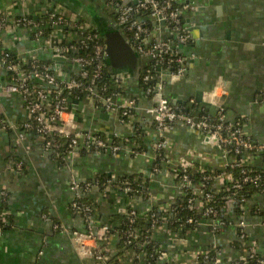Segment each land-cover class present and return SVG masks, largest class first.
Returning <instances> with one entry per match:
<instances>
[{
  "label": "crops",
  "instance_id": "crops-1",
  "mask_svg": "<svg viewBox=\"0 0 264 264\" xmlns=\"http://www.w3.org/2000/svg\"><path fill=\"white\" fill-rule=\"evenodd\" d=\"M112 1L0 0V13L11 19L20 15L38 19L47 10H61L97 33L102 41L100 30L117 24ZM182 1L193 7L183 11L179 19L191 37L179 48L186 71L182 76L164 72L162 95L194 116L205 113L214 117L221 103L229 120L241 119L245 135L253 142L264 143V0ZM121 2L125 4L126 0ZM146 20L156 30L147 41L166 37L153 20ZM45 31L35 38L29 29L10 25L0 32V47L19 58L50 61L59 77L77 76L80 68L69 58L64 57L65 61L55 68V54L49 42L59 32ZM65 31L74 32L70 27ZM150 63L148 58L137 55L135 73L123 70L117 74L118 81L111 74L108 84L115 91L114 100L134 101L128 116H122L119 110L95 107L87 98L78 100L80 105L72 104V109L62 116L66 130L98 133L117 142L120 150L116 154L80 150L79 155H65L58 160L51 151L43 149L39 135L23 129L27 118L23 98L17 92L5 90L9 73L0 59V204L9 218L0 234V264H96L90 257L79 255L72 241L71 231L83 230L85 223L80 213L70 209L74 197L71 178L94 184L88 197L95 217L110 223L111 217L122 214L128 205L140 214L157 207L169 209L181 193L175 170L190 166L216 171L231 160L223 147L182 123L163 132L168 145L159 156L153 143L160 139V132L146 111L157 99L146 94V87L139 85L138 78L140 70L144 71ZM218 80L226 85L225 91L216 103L208 102L203 98L205 91ZM200 92L198 100L196 94ZM242 160L245 165L264 169V160L255 153L245 154ZM123 175L139 178L148 194L132 198L119 188L98 186V177L115 180ZM227 183L222 176L213 179L211 187L217 191ZM238 203L243 208L239 212L235 211ZM222 212L229 224L215 232L210 230L209 220L202 219L184 237L156 233L154 240L166 256L157 258L155 264H199L197 255L205 251L218 254L219 263L242 260L238 264H248L243 260L250 242L256 243L257 251L264 257V189L243 201L224 205ZM240 221L244 224L245 239L238 235ZM54 223L60 229H55ZM101 242L110 249L116 264L148 263L143 254L136 255L131 248L123 246L120 250L116 233Z\"/></svg>",
  "mask_w": 264,
  "mask_h": 264
},
{
  "label": "built area",
  "instance_id": "built-area-1",
  "mask_svg": "<svg viewBox=\"0 0 264 264\" xmlns=\"http://www.w3.org/2000/svg\"><path fill=\"white\" fill-rule=\"evenodd\" d=\"M117 6L116 23L120 26L123 34L129 38V42L137 55L146 57L151 62L150 66L143 71L142 81L147 84L146 94L157 99L146 111L153 117L157 131L160 132L158 134L160 139L153 143V148L158 151L159 156L168 145V140L163 132L176 123H182L200 131L208 140L223 147L226 152V145L232 143L234 154H241L240 161L233 154L231 160L225 164L219 173L208 174L204 178L213 180L223 176L235 190L239 188L240 182L250 181L254 177L258 178V174L252 175L250 173L252 171L248 169H242L240 176L234 178L226 169L228 164L231 166L243 164L242 158L245 154L255 153L264 160V143L257 144L245 135L241 119L229 120L221 103L217 105L214 117L205 113L194 116L171 104L162 95V74L166 72L182 76L186 71L179 48L187 44L191 37L189 31L180 25L179 19L183 11L193 7L182 0H126L125 4L120 0ZM141 11H147L149 20L154 21V26L160 31L170 33L175 40L169 37H159L147 41L148 36L156 30L150 28V23L146 19L137 15L133 16V14ZM10 25L29 29L35 38H39L45 29L58 31L59 35L54 34L52 36L54 39L49 42L50 48L55 55L69 58L80 68L77 76L59 77L53 71L52 63H46L36 58H19L15 54L10 55L8 52L0 57L5 70L9 72V84L6 85L5 90L17 92L23 98L27 113V118L22 124L23 129L34 131L35 134L39 135L42 139V147L47 151L54 152L55 147L50 136L57 134L64 139V142L60 143L59 146H64L66 156H71L80 150L116 154L121 148L117 142L98 133H86L78 130L70 132L63 127L62 123V114L67 113L73 106L69 99L87 98L93 106L101 107L107 111L119 110L121 115L125 117L129 115L130 108L134 105L133 100L116 102L114 100L115 91L106 82H99L106 68L103 43L99 35L88 29L85 24L78 22L77 19L73 20L63 11L57 9L45 11L43 16L38 19L27 15H20L11 19L6 13H0V32ZM66 27L72 28L74 32L65 33ZM173 64H175L174 68L172 67ZM156 72L159 74L157 75ZM114 80H118V75L114 76ZM135 151L138 150L132 149V152ZM187 167L193 173H204L207 170ZM187 167L184 166L183 173L179 174L180 192L184 196H188L186 198L187 208L201 209L203 214L208 216L210 230L215 232L223 226V222L220 218L210 217V215H215L216 211L212 206L206 204L203 207L202 201V196L208 199L212 198L213 195L205 191L203 182L198 183L197 186L191 183L188 174L185 173ZM157 169L155 168V170ZM175 171V177H177L178 169ZM139 185L141 187V183ZM93 186L94 184L89 181L80 182L74 178L70 179V187L74 193L70 209L74 213H80L85 223L83 230L71 231L72 241L74 243V237L79 234H89L95 242L90 254L84 255V257H90L96 264H116L117 260L111 257L110 249L104 242H101L113 233L118 234L122 238L123 246L134 250L136 255L143 253V248L154 240L156 233L173 236L174 233L167 227V218L161 216L157 210L154 212L151 209L140 214L131 205H128L122 209V214L125 215L127 222L126 228L122 231L115 228L118 224L114 225L97 220L94 205L88 197ZM106 186L119 188L129 193L132 198L142 193L141 188L135 189L127 181L108 180ZM243 199V197H238L234 191L227 198L225 205L238 200L243 201ZM137 218H145L148 225L141 224L140 229L134 228L133 224ZM185 221L187 223L195 222L192 218H187ZM243 225L242 221L237 224L240 239L246 237ZM6 226L7 221L2 214L0 215V234ZM54 228L60 229V225L54 223ZM150 230L152 233H149ZM136 249H138L137 253L135 252ZM155 254L160 259L166 256L160 245L155 247ZM217 255L210 257L209 251H205L197 255V258H199V264H218ZM247 256L255 258L258 264H264V257L258 255L257 245L254 242L247 245ZM230 264H237V261Z\"/></svg>",
  "mask_w": 264,
  "mask_h": 264
},
{
  "label": "trees",
  "instance_id": "trees-1",
  "mask_svg": "<svg viewBox=\"0 0 264 264\" xmlns=\"http://www.w3.org/2000/svg\"><path fill=\"white\" fill-rule=\"evenodd\" d=\"M115 9L117 10V4L120 3V0H114V2H111ZM117 15V14H116ZM139 16L142 18H146V19H150V17H148V12L147 11H141L140 13H136L133 14V16ZM116 20V19H115ZM105 30H109V28H104ZM47 30V34H48ZM46 32V31H45ZM164 36L171 38L172 40H175L174 36L171 35L170 33H166L164 34ZM185 46V45H182ZM8 52L10 55H12L10 53V51H8L7 49H3L0 47V57L3 56L4 53ZM43 62L46 63H50V61L48 60H43ZM172 67H175V64L172 65ZM9 73V72H8ZM143 74V69L140 70L138 78H139V85H141L142 87H146L147 84L144 83L141 80ZM8 75V74H7ZM110 79L112 80V76L111 73L105 68L104 70V74L103 76L99 79V82H106L108 84V82L110 81ZM114 79V77H113ZM116 81V80H115ZM118 81V80H117ZM179 106V105H177ZM182 110H186L185 107L183 106H179ZM50 140L52 142V144L54 145V152L53 155L56 159L60 160L62 158H64L65 153H64V146L60 145V143L64 142L62 138H60L57 134H52L50 136ZM256 143V142H255ZM258 144V143H257ZM226 149L227 152L230 156H233L234 152L232 151L233 149V145L232 143H228L226 145ZM235 158L240 161L241 159V154H234ZM226 169L228 170L229 173L232 174V176L234 178H238L240 176V172L242 169L246 170H250L252 172H250L252 175L254 174H258L259 177L256 178H252V180L247 181V182H240L239 183V188L238 189H233V187L231 186V183H227L226 187L224 188H220L217 191L215 189H213L212 186V180L209 178H204L208 176V174H217L220 172V170H216V171H210V170H206L204 173L202 172H191V170H188V167L185 169V173L188 174V177L191 181V183L195 186L198 185V183L203 182L205 184V191L210 192L213 197L212 198H208L206 199L205 197L202 196V201H203V207H205V204L207 206H212L213 209L216 211L215 215H210V217H217L222 219L223 221V226H227L229 223L226 221V219L223 217V212H222V208L226 203L227 198L232 194V192L236 191V195L238 197H243L246 198L249 195H251L252 193L255 192H261L262 189H264V169L261 167H255V166H248L245 164H240V165H233L231 166L230 164H228L226 166ZM184 168H179L178 169V173H177V182L180 183V175L181 173H183ZM108 180H113L110 179L107 176H102V177H98L97 178V183L98 186L100 188H103L104 185L106 186V183ZM116 181L119 182H123V181H127L129 183V185L135 189H139L141 188V191L144 195L148 194V191L145 188L140 187V181L139 178H137L134 175H123L120 178L115 179ZM139 186V187H138ZM190 190L188 189V192ZM188 196H184L183 193H180L179 196H177L174 199V202L171 203V206L169 209H162L159 211L158 207L157 208H153L152 211L156 212V210L159 212V214L161 216H165L167 218V227L169 228V230H171V232L175 233L178 237H184L185 233L190 230L193 229L200 221H202V219H208L207 215H204L203 212L201 211V209H188L187 208V202H186V198ZM81 201H83L81 199ZM3 208V205L0 204V215L3 214V216L5 217V220L7 221V225L9 224V218H8V214L5 212V209ZM242 208V203H238L237 206L235 207V211L239 212L241 211ZM187 218H192L195 220L194 223H187L185 220ZM117 221L118 225L115 227L116 229H118L119 231H122L124 228H126L127 226V222H126V218L124 214H117L111 217L110 223H113ZM141 224H147L145 221V218H137L135 220V223L133 224L134 228L140 229ZM152 233V231L150 230L149 233ZM238 233H239V229H238ZM119 236V235H118ZM246 238V237H245ZM243 238V239H245ZM256 244V243H255ZM159 245L158 242H156L155 240L151 241L149 244H147L143 250H142V254L145 257V259H147L148 263L147 264H155L156 260H157V254H155V247ZM123 247V242H122V238L119 237V246L118 248ZM135 252H138V249L135 250ZM258 255H261V252L257 251ZM215 255V253L213 251H209V256L213 257ZM243 261H247L248 264H258L255 260V258H249L248 256L245 257V259ZM242 262V260L237 261V264ZM218 264H226V263H218ZM227 264H230V262H228Z\"/></svg>",
  "mask_w": 264,
  "mask_h": 264
},
{
  "label": "water",
  "instance_id": "water-1",
  "mask_svg": "<svg viewBox=\"0 0 264 264\" xmlns=\"http://www.w3.org/2000/svg\"><path fill=\"white\" fill-rule=\"evenodd\" d=\"M100 32L104 49V59L111 74L115 76L126 69L130 73H135L137 70V53L123 34L120 26L114 24L110 26L109 30H100ZM52 60L57 69L65 61V58L60 55H54ZM199 95H201V92L200 94H196L198 100ZM69 102L72 104L78 103L79 105L81 103L73 99H69ZM210 109L212 110L214 108L210 106ZM73 155H79V153L75 152Z\"/></svg>",
  "mask_w": 264,
  "mask_h": 264
},
{
  "label": "clouds",
  "instance_id": "clouds-1",
  "mask_svg": "<svg viewBox=\"0 0 264 264\" xmlns=\"http://www.w3.org/2000/svg\"><path fill=\"white\" fill-rule=\"evenodd\" d=\"M178 78V77H174ZM226 85L222 80H218L217 83L210 89L206 90L204 94V99L211 103H216L219 95L225 91ZM63 115V114H62ZM65 119H68L65 116ZM94 239L89 234H79L74 237V245L76 246V250L78 254L81 256L90 254L91 248L94 246Z\"/></svg>",
  "mask_w": 264,
  "mask_h": 264
}]
</instances>
